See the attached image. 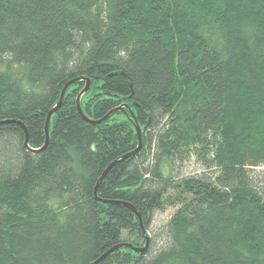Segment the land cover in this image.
Here are the masks:
<instances>
[{"label":"trees","instance_id":"trees-1","mask_svg":"<svg viewBox=\"0 0 264 264\" xmlns=\"http://www.w3.org/2000/svg\"><path fill=\"white\" fill-rule=\"evenodd\" d=\"M261 166L264 0H0V264H264Z\"/></svg>","mask_w":264,"mask_h":264},{"label":"water","instance_id":"water-1","mask_svg":"<svg viewBox=\"0 0 264 264\" xmlns=\"http://www.w3.org/2000/svg\"><path fill=\"white\" fill-rule=\"evenodd\" d=\"M75 80H72V81H70V82H68L67 84H66V86L64 87V89L62 90V93H61V96H60V99H59V101H58V103L49 111V113H48V115H47V120H46V125H45V135H46V142H45V144L41 147V148H39V149H34V151H41V150H43L45 147H46V145L48 144V142H49V121H50V117H51V115L61 106V104H62V102H63V99H64V95H65V92H66V90H67V88H68V86L71 84V83H73ZM89 86H90V81L89 80H87V84H86V86H85V88L80 92V94L78 95V97H77V108H78V110L81 112V113H83L82 112V108H81V106H80V99H81V97H82V95L84 94V92L85 91H87L88 90V88H89ZM120 108H123V107H118V108H115V109H113V110H111L103 119H106L110 114H112L113 112H115V111H117L118 109H120ZM102 119H100V120H98V122H100ZM22 126H23V128H24V130H25V134H26V138H25V145H26V147L27 148H29V149H31L30 147H29V145H28V132H27V129H26V127L21 123V122H19ZM137 128V134H138V138H139V145H138V147L135 149V150H133V151H131V152H129V153H127L126 155H124L123 156V158H125V157H128V156H130V155H133V154H135L139 149H140V147H141V145H142V137H141V129H140V127L139 126H137L136 127ZM116 161H114L107 169H106V171L103 173V175H102V177H101V179L104 177V175L106 174V172L110 169V167L115 163ZM97 193V187L95 188V194ZM106 202H108V201H106ZM131 206V205H130ZM131 208L133 209V210H136L133 206H131ZM138 215H139V218H140V220H141V216H140V214L139 213H137ZM146 230L144 229V232H145ZM149 236L148 235H146V244H145V246L144 247H142V248H140V247H134L136 250H138V251H145V249H146V247H147V245H148V242H149ZM121 246H129V247H131L132 246V244L131 243H123V244H119V245H117V246H115V247H113V248H110L105 254H103L97 261H95L94 263H96V262H98L100 259H102L104 256H106L108 253H110L111 251H113L114 249H116V248H118V247H121ZM93 264V263H92Z\"/></svg>","mask_w":264,"mask_h":264},{"label":"rangeland","instance_id":"rangeland-1","mask_svg":"<svg viewBox=\"0 0 264 264\" xmlns=\"http://www.w3.org/2000/svg\"><path fill=\"white\" fill-rule=\"evenodd\" d=\"M199 168H200V165L197 164L195 161H191L190 163H188L186 165V170H188V171H190V170L193 171V170L199 169ZM255 174L263 182L264 181V166L256 168ZM173 211H174L173 208H168V209H166L164 211H157L154 214L151 227H150V229L148 231L150 236H153L154 232L158 231V229L160 227H162L163 224H165L169 220V218L172 215Z\"/></svg>","mask_w":264,"mask_h":264}]
</instances>
